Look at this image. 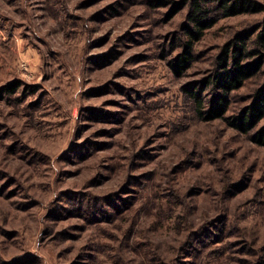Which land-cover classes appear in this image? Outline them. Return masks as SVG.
<instances>
[{"label":"rangeland","instance_id":"374dc122","mask_svg":"<svg viewBox=\"0 0 264 264\" xmlns=\"http://www.w3.org/2000/svg\"><path fill=\"white\" fill-rule=\"evenodd\" d=\"M181 1L0 0V88L21 85L0 92V264H171L228 175L247 185L226 192L231 208L264 233V146L199 120L185 92L264 13L221 18L178 74L175 33L190 7L170 14ZM260 82L238 90L231 111ZM171 181L183 195L195 186L193 224L181 203L169 210ZM216 232L176 264H208L201 240Z\"/></svg>","mask_w":264,"mask_h":264},{"label":"trees","instance_id":"16d2710c","mask_svg":"<svg viewBox=\"0 0 264 264\" xmlns=\"http://www.w3.org/2000/svg\"><path fill=\"white\" fill-rule=\"evenodd\" d=\"M185 6L190 8L182 28L183 35L175 33L182 48L173 62L175 72L178 74L184 72L197 59V45L221 18L243 13H264V4L258 0H182L177 9L170 14L171 18ZM214 61L215 64L202 88L194 86L185 90L192 103V111L199 120L221 119L230 127L245 134L255 144L264 146V124L260 125L264 119V16L254 29H244L225 42ZM252 79L261 81L251 97L252 100L244 107L231 111L236 92L246 87L247 82ZM20 86L19 81L10 82L2 86L0 92L16 93ZM209 88L211 93L204 94ZM228 176L223 180L225 183L220 192L221 196L213 204L214 212L202 214L200 220L204 219L194 224L195 229L188 230L185 243L178 248V251L182 252L171 264H176L182 258L184 250L199 241L204 232L215 227L217 228L215 237L201 240L200 248L208 251L205 259L210 255L214 257V260L209 259L208 264H264V233H260L256 224L251 223L255 216L233 210L225 195L235 188L247 186L246 183L243 184L245 176L241 179ZM170 186L171 193L167 194L169 210L174 212L176 206L181 203L186 221L193 224L197 193L190 196L189 187L195 186H188L184 195L174 181H171ZM187 194L189 200L186 198ZM172 196L178 199V205L173 203ZM191 216H194L193 220L189 219ZM260 216L262 217V214ZM184 232L186 230L181 231L182 234ZM210 245H213L211 251L208 248ZM148 249L152 250L151 247ZM202 255L199 249V254L195 258L199 259Z\"/></svg>","mask_w":264,"mask_h":264}]
</instances>
